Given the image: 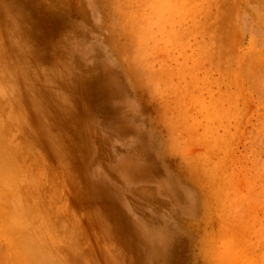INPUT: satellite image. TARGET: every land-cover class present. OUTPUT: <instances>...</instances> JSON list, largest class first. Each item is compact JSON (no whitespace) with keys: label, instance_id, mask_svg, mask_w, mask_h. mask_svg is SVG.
<instances>
[{"label":"rangeland","instance_id":"1","mask_svg":"<svg viewBox=\"0 0 264 264\" xmlns=\"http://www.w3.org/2000/svg\"><path fill=\"white\" fill-rule=\"evenodd\" d=\"M0 264H264V0H0Z\"/></svg>","mask_w":264,"mask_h":264},{"label":"bare ground","instance_id":"2","mask_svg":"<svg viewBox=\"0 0 264 264\" xmlns=\"http://www.w3.org/2000/svg\"><path fill=\"white\" fill-rule=\"evenodd\" d=\"M41 47H45V45H43V46H41ZM44 60H47V61H48L49 58H48V59L46 58V59H44ZM44 60H42L43 63H44ZM38 61H39V60H38ZM38 61H37V62H38ZM47 61H46V62H47ZM37 62H36V63H37ZM50 62H51V61H50ZM50 62H49V64H48V62H47V63H44V65L47 64V65L50 66ZM40 64H41V63H40ZM40 64H38V65H40ZM47 65H46V66H47ZM51 65H52V64H51ZM36 66H37V65H36ZM49 66H48V67H49ZM40 67H41V66H40ZM48 67H47V68H48ZM50 67H51V66H50ZM50 67H49V68H50ZM51 68H52V67H51ZM41 69H43V66L41 67ZM47 70L49 71V69H47ZM54 71H55V70L51 71V69H50V74H53V73H51V72H54ZM48 73H49V72H48ZM48 75H49V74H48ZM38 86H39V85H38ZM67 88H68V87H67ZM51 94H52V93H51ZM52 95H53V94H52ZM52 95H50V96L53 97ZM48 97H49V96H48ZM46 99H48V98H46Z\"/></svg>","mask_w":264,"mask_h":264}]
</instances>
